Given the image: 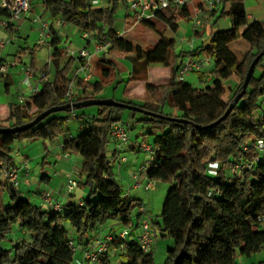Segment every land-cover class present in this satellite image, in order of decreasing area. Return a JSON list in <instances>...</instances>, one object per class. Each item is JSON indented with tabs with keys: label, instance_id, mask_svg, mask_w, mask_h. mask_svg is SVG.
Segmentation results:
<instances>
[{
	"label": "trees",
	"instance_id": "trees-1",
	"mask_svg": "<svg viewBox=\"0 0 264 264\" xmlns=\"http://www.w3.org/2000/svg\"><path fill=\"white\" fill-rule=\"evenodd\" d=\"M37 1L52 19L47 41L50 63L42 68L47 80L23 103L9 104L8 115L2 120L7 125L0 121V127L26 124L51 107L100 98V83L80 77L73 80L76 56L68 55L61 46V38L53 28L56 21L74 26L80 33L89 32L93 40L108 45L107 51L128 54L134 77L144 78L149 65L169 66L173 77L167 84L149 85L137 102L121 101L150 113L132 111L141 114L138 121L146 129L143 135L153 137L154 152L145 167V176L169 183L160 219L150 218L155 237L159 232L173 240L163 264H241L237 261L239 255L262 252L264 150L258 151L254 144L264 143V55L256 63L245 90L242 85L252 60L264 49V31L246 28L240 33L246 24L245 0H221L216 19L228 17L230 27L215 30L209 43L199 47L200 53L199 48L188 53L206 56L212 62L211 68L207 66L211 83L202 87L178 78L183 55L176 52L174 40L166 38L157 27L160 23L176 31L175 22L189 18L187 7H181L175 15L159 10L140 21L160 36L156 46L144 53L139 46L118 38L114 29L117 4L124 2L130 8L125 0H108L105 8L95 7L92 0ZM0 14L7 16L2 9ZM124 22L127 28L139 22L134 10L125 16ZM13 27L14 22H9L6 29L12 33ZM238 39L248 43L241 58L228 48ZM40 46L36 44L32 50ZM62 59L64 62L60 63ZM49 64L54 66L51 77ZM257 68L259 75H255ZM194 73L206 80L203 72ZM234 74L239 76L238 83L228 90L224 84ZM72 82L76 95L70 102L66 92ZM240 92L239 101L228 115L210 126ZM94 107L95 114L76 113L81 132L62 143L64 152L81 158L77 188L85 194L78 201L63 203L60 211L46 210L7 181H0V195L7 196L5 202L0 200V264H77L70 241L84 246L106 220H115L131 230L139 227V220L133 221L131 213L142 204L125 197L108 157L109 132L114 123L121 121L124 108ZM75 109L51 113L23 132L0 133V167L7 170L17 165L13 157L16 140L53 141L65 133L70 113ZM210 160L217 163L214 172L209 171ZM236 165L239 171H234ZM15 226L24 230L28 238L7 249L2 243L9 239ZM111 245L119 250L121 264H157L152 248L142 251L135 239H121ZM99 264H109V254Z\"/></svg>",
	"mask_w": 264,
	"mask_h": 264
},
{
	"label": "crops",
	"instance_id": "crops-1",
	"mask_svg": "<svg viewBox=\"0 0 264 264\" xmlns=\"http://www.w3.org/2000/svg\"><path fill=\"white\" fill-rule=\"evenodd\" d=\"M92 3L95 7H102L105 8L109 5L108 0H92ZM122 6H124V17H116L114 22V29L117 33V37L132 43L133 45L139 46L144 53H147L148 51L152 50L156 44L158 43L160 36L152 29L145 27L140 22H137L134 24L131 28H127L125 26L124 18L127 14H132L133 10L131 8H127L124 2H120ZM195 4H198L197 2H193L188 5L187 12H189V17L193 14V7ZM245 6V14H246V24L240 28V33H243L246 28H250L252 30H256L258 32L264 31V0H245L244 2ZM181 7H170L167 10H163L166 12L167 15H175ZM218 9V8H217ZM213 10L211 12L204 13L205 17L208 18V23L204 26V28L200 30H195L192 32V34L189 33V28L186 26L185 30L183 32L180 31L182 22H188V17L180 18L175 22L177 26L176 31H172L167 25L158 24L157 27L162 30L163 35L166 38L173 39L175 50L177 53H181L183 55V58L193 50L199 48L200 46L207 45L209 42L204 44L205 35L207 32V26L209 22H211L210 29H209V38L210 35L217 29H227L230 26H227L226 20L222 19H216L217 17V11ZM34 15H39L44 20L52 21L51 17L47 14L45 11V8L43 4L40 1L37 0H31V8L28 15L20 19L19 21L14 23L13 32L10 33L7 31V29L2 26V22L7 19L6 15L0 14V40L8 39L12 37V40L5 43L3 47L0 48V62L6 63L8 60H13L12 67H15L18 65L21 66V69L19 70V74L22 73V65L24 64L23 57H25L26 54L30 55L31 58V64H33L34 60H37V53L40 49V51L43 49V47H39L36 51L32 50V48L38 44V39H35L34 44L32 47L30 46H22L21 45V39L27 38L33 30V34L36 36L38 35L39 38V27L38 25L34 24L32 25V22L30 20V17ZM222 22V25L220 24ZM27 23V26H26ZM36 25V26H35ZM35 27V28H34ZM22 28H28L27 33L22 32ZM53 28L57 31L58 35L61 38L62 47H65L66 49H73L77 51L80 48L85 47L90 52H94V45L93 41L87 42L84 38V43L82 41V35L80 34V31L76 29L74 26H71L69 24L61 23L60 21H56L53 24ZM181 32L184 34V36H177V34ZM13 35V36H11ZM79 35V37H78ZM201 39V43L197 44L195 39ZM20 39V40H18ZM209 41V40H208ZM26 43V41H24ZM75 44L74 46H72ZM233 44H239L242 48L241 53H244L246 49L248 48V43L244 41L243 39H238L235 42H232L228 45V48L237 56L240 57L236 52H234L231 48ZM50 49L49 57L51 54V48L47 44V42L44 44ZM42 45V46H44ZM93 48V49H92ZM92 49V50H90ZM201 48H199L198 53H200ZM31 53V54H30ZM49 59V58H48ZM64 59L61 60L60 63H63ZM82 61L77 58L74 62V69L80 65ZM16 64V65H15ZM50 72V68H49ZM89 72L91 73V77L88 80L90 83L98 82L102 86V90L99 94L100 98H112L116 101H133L137 102L139 101V97H141L147 90V87L149 85H163L167 84L173 77V70L169 66H163V65H149L146 69V76L144 78L134 77L132 74V63L129 58V55L122 52L117 51H106V52H99L95 53L92 57L90 69ZM85 73L79 72V77L82 78ZM53 73L50 72L49 77H51ZM237 74H234L232 78H235ZM1 81L4 83L3 89L0 90V107L3 108V110H6V114L3 118H0V121L6 119L8 115V105L13 102V99L10 97V84L14 81V78L12 77L10 73L9 67H7V74L0 77ZM185 82L192 84L195 86V82L199 83L198 87H202L204 83L205 77H199L197 75L195 77H191V75L187 74L184 75L182 78ZM195 80V81H194ZM27 93V92H26ZM87 114H95V109H87ZM124 113L122 114V116ZM129 114L126 113V117H128ZM4 125H7V122L2 121L1 122ZM144 134V128H141V130L137 133V135L132 136L133 134L130 133V139L132 142H137L140 138L145 139L146 136ZM62 143H60L58 147V151L55 153V156H53L54 150H49L47 146H45V149L48 151L45 152V155L47 154L46 158H51V161L55 165L59 164V162H62L64 165L63 167L59 168V172L62 173V177L60 179H53L51 177V174L45 171V167L43 164L51 165L50 161L43 160L42 165L40 167V170L38 173L39 182L42 183V188L40 189V183L37 184L36 179L31 174L28 173V175H25L23 171L20 173L21 181L20 185L18 187V190L20 193L27 197L29 200L32 196H35L38 199V205H41L40 201V191L45 188H50L52 192L54 193L55 197L62 203H66L69 201H78L84 194L85 191L83 190H77L74 193H64L65 189V182L69 175H73L74 171H80L79 167L77 166V161H79V156L75 154H71L69 152H64L62 150ZM49 147V145H48ZM114 145L112 146V150L108 151V157H111V167L115 164V158H112L114 156L113 154ZM129 150H135V149H129ZM17 151V150H16ZM17 154V152H15ZM14 154V153H13ZM62 154V155H60ZM60 155V156H59ZM53 156V157H52ZM27 155H24L22 158L23 160L27 159ZM138 159H133L129 161L127 165H125L126 172L130 173V175H134L136 173L135 166L137 165ZM20 161H15L14 164L20 165ZM121 164V163H120ZM70 166V168H68ZM78 167V168H77ZM124 168V167H123ZM68 169V170H67ZM66 171V172H64ZM119 173L122 172V167L118 168ZM78 174V172H77ZM139 180H141L142 183L145 182L147 177L144 175H140ZM133 178V177H132ZM36 185V186H34ZM36 187V188H34ZM34 188V189H33ZM139 189V187L137 188ZM138 192V191H137ZM140 193V191H139ZM142 194V193H141ZM129 199H136L143 204V199L140 198L139 194H135L133 197H130V193L127 196ZM7 200V197L5 198ZM31 201V200H30ZM140 215V213H138ZM137 233V229L135 231H132L130 234L131 237L132 234ZM159 233V232H158ZM160 234V233H159ZM73 236V234H72ZM22 237L28 238V234L18 228L17 226L14 227L12 234L10 235L8 241L13 246L15 242L19 241ZM128 237V238H131ZM98 237L91 236L90 241H86V244L84 246H78L79 247V259L82 256V250L86 248L88 245H91L93 241L96 240ZM89 240V239H88ZM76 244V243H75ZM11 246V247H12ZM113 248L118 252L119 250L115 248L113 245ZM75 256V255H74Z\"/></svg>",
	"mask_w": 264,
	"mask_h": 264
},
{
	"label": "built area",
	"instance_id": "built-area-1",
	"mask_svg": "<svg viewBox=\"0 0 264 264\" xmlns=\"http://www.w3.org/2000/svg\"><path fill=\"white\" fill-rule=\"evenodd\" d=\"M125 2L130 6L132 10L137 14L138 21H142L144 19L151 18L156 11L166 10L170 7H188L189 4L193 2H197L193 7V14L189 19L192 21V27L195 30H200L204 28L206 23L208 22L209 17H205L204 13L211 12L219 8L221 4V0H125ZM31 8V0H0V9L6 11L7 19L2 22V26L5 28L8 27L9 22H17L20 19L25 18L30 12ZM32 23L37 24L40 30L39 38L37 43L40 45H44L49 39L50 33V24L51 21L44 20L39 15H34L30 17ZM82 38H84L87 42L93 41L94 52H106L108 50V45L103 43H98L97 41L91 38V34L87 31L81 33ZM12 40V37L8 39L0 40V48L4 46L5 43ZM94 52H90L85 47L78 49L77 51L73 49H67V54L70 56H77L82 62L77 67V69L73 73V80L76 77H79V72L85 73L82 77L83 81H88L91 77V73L89 72L90 64ZM49 61V60H48ZM209 59L206 56L198 55L192 56L187 54L181 61L177 75L178 78L182 79L184 75H187L191 72H203L205 76H209V70L207 69ZM7 73V64L0 62V77L6 75ZM22 82L26 88V96L17 95L18 103H23L26 98L36 94L42 82L47 80V74L44 69H41L38 73L34 71V69L30 65H24L22 67ZM76 95V90L74 87V83L72 82L66 92V98L71 100ZM70 118L76 119V112L72 111L70 113ZM109 137L111 142L114 145L112 158L115 160H119V162H125L127 160L126 156L121 155L122 152L129 149H142L146 151L149 155L145 165L141 167V173L145 174V167L152 159L154 148L151 143H146L145 141L141 142H132L130 139V132L128 126H126L122 121H118L114 123L109 132ZM254 147L258 150H264V143L262 141H257L254 144ZM209 171L214 172L217 169V163L214 160H210L208 165ZM240 167L236 165L234 167V171H239ZM24 172L25 175H28L29 168L28 164L25 161L20 165H15L10 167L9 169H3L0 167V181H7L13 187L18 188L20 185V173ZM140 175L134 174V183L132 188H138L144 186L145 189H153L154 184L153 180L146 179L144 183L139 180ZM78 187L77 180L73 177V175H69L65 182V192L72 193ZM40 201L41 206L46 210L51 211H60L62 202H60L52 192L50 188H45L40 191ZM125 197L128 196V193L124 194ZM139 213L144 214L145 208L141 205L139 208ZM261 227L264 229V217L261 220ZM130 232L127 229L119 233H109L106 235L105 239H96L93 243L83 251V261H78L79 264H85V262L89 264H99L102 258H106L109 254L108 249L113 242L120 241L121 239H128L130 237ZM155 238V231L150 222V217L148 216L145 219H142L139 224V229L136 233V237H131V239H135L139 244V247L142 251L148 252L153 245ZM72 251L75 253L78 247L74 243V241L69 242ZM264 246V243H263Z\"/></svg>",
	"mask_w": 264,
	"mask_h": 264
},
{
	"label": "rangeland",
	"instance_id": "rangeland-1",
	"mask_svg": "<svg viewBox=\"0 0 264 264\" xmlns=\"http://www.w3.org/2000/svg\"><path fill=\"white\" fill-rule=\"evenodd\" d=\"M115 14H116L117 18L118 17H121V18L124 17V6H122L120 2L117 4V9L115 11ZM219 19H222V21L226 20L227 26H230V20L228 17H220ZM209 20H210V18H209ZM220 24L222 25V22ZM32 25L34 26L33 23H32ZM181 25H182L180 28L181 32H183V30H185L184 26H186V25L189 28L190 34H192V32L194 31V29L192 27L191 19H188V22H186V21L182 22ZM210 25H211V22H209V24L206 28L207 32H206V35L204 36L205 37L204 44L209 42L208 41L209 40L208 34H209ZM26 26H27V23H26ZM22 32L23 33L29 32L28 28H22ZM31 32L32 33L29 36H27V38L21 39V42H22L21 45L22 46L32 47L35 39H38V35L36 38V36L33 34V30ZM181 32H179L177 34L178 37L184 36V34ZM78 37H79V35H78ZM80 38H82V37L80 36ZM18 40H20V39H18ZM24 41H26V43H24ZM82 41L84 43L83 38H82ZM195 41L197 42V44L201 43L200 38L195 39ZM74 45L75 44H73L72 46H74ZM61 46H62V44H61ZM41 47H43V49L41 51H40V49L37 50L38 51L37 53H39V54L37 55V60H34L32 65H31L32 61H31L29 54H26L25 57H23L24 64L30 65L36 73H38L44 67V65L47 62H49L48 58H49L50 49L46 45L41 46ZM231 48L234 52H236L240 56L238 58L242 57V55H243V53H241L242 48L239 44H233L231 46ZM92 49H90V50H92ZM13 62H14L13 60L7 61V67H9L10 73H11L12 77L14 78V81L12 82V84H10V97L13 99V102H18V100H17L18 94H20V95L22 94L24 96H26L27 94L25 91L26 90L25 85L22 82L23 75H22V73L19 74V70L21 69V66L17 64V66L12 67L13 65H11V64H13ZM262 63L264 64V56L262 58ZM22 66H24V65H22ZM49 67H50V72L53 73L54 72V66L52 64H49ZM211 67H212V62H211V60H209L208 68H211ZM259 74H260V69L257 68L255 70V75H259ZM189 75H191V77H195L196 73L191 72V73H189ZM238 79H239V76L236 75L235 78H231L228 81H226L224 86L228 90L233 89L237 85ZM196 82H197V80H196ZM196 82H195V86L198 87L199 83H196ZM209 83H211V79L209 76H207L203 85H207ZM3 85H4V83L0 79V90L3 89ZM232 91L233 90H231L230 93H232ZM87 109H95L96 110V107H94V106L82 107L79 109H75V112L78 114H87L86 113ZM123 113H124V115L122 116ZM126 113L129 114L128 117H126ZM5 114H6V110H3V108L0 107V118H3ZM122 114H121V121L126 126H128L129 132L131 134H133L132 136L137 135V133L141 130V128H144V132L146 131V129L142 125V123H140L138 121V119L141 117L140 113L133 114L132 111H130L128 109H124V110H122ZM80 132H81V129L79 127V122L73 118H70L66 123V132L63 133L62 135H60L58 138H56L53 141H50V140L31 141V140H27V139L16 140L13 144V147H14L13 157H14L15 161H20L21 163H24L25 161L27 162L28 168H29V174H31V177L34 176L33 179L34 178L36 179L37 184L40 183V189H41L42 183L39 182V180H38V177L40 174L38 172L40 170V167L42 165L43 160L51 162V165H48V164H43V165L46 166L45 171L50 173L51 177L53 179H60L62 177V173L59 172V168L64 166L62 164V162H59V164L55 165V162L53 163L51 161V158H46L47 154L45 155V152L48 150L45 149V146H47V148L49 150L53 149L54 150L53 156H55V153L58 151V147L62 141H64L67 138H70V137H75L78 134H80ZM145 136H146L145 139L140 138L137 142L145 141L146 143H151L153 140L152 135L146 134ZM48 145H49V147H48ZM112 146H113V143L109 142L108 143V151L112 150ZM15 152H17V154ZM24 155L28 156L26 160H23V158H22ZM60 155H62V154H60ZM121 155L126 156L127 160L125 162H119V160H115V164L112 167L114 177L117 180V182L121 185V189H122V192L124 194L130 193V197H133L135 194H139V196H141L140 198L143 199V204H144L143 206L145 208V213L138 215V213H139L138 207H135L131 213L132 220L133 221L139 220V222H140L142 219H145L148 216L151 219H158L159 220L160 219L159 214L161 212V208H162V205L164 202L166 192L169 188V183L163 182V181L153 180V184H154L153 189H145L144 186L139 187V189L132 188L133 183H134V178H132L133 175H130V173L126 172L125 165H127L129 163V161H131L133 159H135V160L138 159L137 160L138 163L135 166V171H136L135 174L144 176L145 174L143 172L141 173L140 170H141V167L143 165H145L149 155L146 151H144L142 149L126 150V151L122 152ZM109 159H111V157H109ZM80 162H81V158L79 157V161H77V166L79 167V170H80ZM119 167L120 168L122 167L121 174L118 171ZM68 168H70V166ZM64 172H66V171H64ZM77 172H78V174H77ZM73 177L78 181L79 180V171H74ZM20 181H21V179H20ZM34 186H36V185H34ZM34 188H36V187H34ZM77 190H80V189L76 188V190H74L72 193H74ZM139 191H140V193H139ZM64 193L67 194L65 192V189H64ZM6 197H7L6 193H4V194L0 195V200L5 202ZM30 200L35 204L38 203V199L35 196H32L30 198ZM65 227L70 232V234L72 235L73 230L71 229L69 223H66ZM124 229H127L130 233H132V231L136 230V229L131 230V229L125 227L120 222H117L115 220H106L98 228V230L96 232H94L91 236L98 237L96 239L101 238L104 240L106 235H108L109 233H111V232L119 233V232L123 231ZM138 229H139V227L137 228V231H138ZM135 234L136 233L134 232V234H132V235L135 236ZM130 237H131V235H130ZM25 239H27V238L22 237L19 240L22 241ZM13 244H15V243H13ZM2 245H3V247H5L7 249L11 248V246H12L8 240L3 242ZM172 246H173V240L170 237L161 236V234L157 233L156 237L154 238L153 245H152V252H153V258H154L155 263L163 264L166 257H167V251ZM78 249H79V247H78ZM78 249L74 253V255H75L74 261L77 264H79L78 258H77V257H79V254H78L79 250ZM108 253H109V264H121L119 251L116 252V250L113 248L112 245H110V248L108 249ZM80 258L81 259H79V261L80 262L83 261V252H82V256ZM237 261L241 264H264V249L259 254H253L251 256L239 255L237 258ZM85 264H89V263L85 262Z\"/></svg>",
	"mask_w": 264,
	"mask_h": 264
},
{
	"label": "water",
	"instance_id": "water-1",
	"mask_svg": "<svg viewBox=\"0 0 264 264\" xmlns=\"http://www.w3.org/2000/svg\"><path fill=\"white\" fill-rule=\"evenodd\" d=\"M263 55H264V49H262V51H260L256 55V57L252 60L250 66L247 70V73H246V76H245V79H244V82L242 85V88H243L242 90L246 89L248 82L250 80V77H251L253 70L255 68V65ZM241 94H242V92H240L239 94H237L235 96L234 101L229 105V107L227 108L225 113L219 119H217L214 123H212L210 126L219 123L221 120H223L228 115V113L231 111L232 107L239 101ZM98 105H109V106L122 107V108L128 109L130 111L150 114L149 112L144 111L143 109H141L140 107H138L136 105H131V104L121 102V101H116L112 98H98V99L85 100V101H81V102H77V103H67V104L62 105V106L51 107V108L43 111L39 115H37L32 121H30L26 124L12 126V127H0V133L23 132V131L29 129L30 127L34 126L35 124H37L39 121H41L42 119H44L46 116H48L51 113L68 111V110L73 109V108L79 109L82 107L98 106ZM178 120H180V119H178Z\"/></svg>",
	"mask_w": 264,
	"mask_h": 264
}]
</instances>
